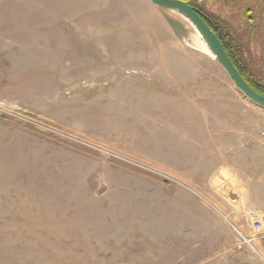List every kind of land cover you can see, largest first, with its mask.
<instances>
[{"label":"rangeland","instance_id":"374dc122","mask_svg":"<svg viewBox=\"0 0 264 264\" xmlns=\"http://www.w3.org/2000/svg\"><path fill=\"white\" fill-rule=\"evenodd\" d=\"M189 2L264 89V0ZM195 35L150 0H0V264H264V108Z\"/></svg>","mask_w":264,"mask_h":264},{"label":"water","instance_id":"95a60500","mask_svg":"<svg viewBox=\"0 0 264 264\" xmlns=\"http://www.w3.org/2000/svg\"><path fill=\"white\" fill-rule=\"evenodd\" d=\"M150 2L158 9L173 12L184 19L201 37L212 57L226 72L237 90L249 101L264 108V94L259 93L251 87L238 71L218 35L208 24V17L206 15L202 14L186 0H150Z\"/></svg>","mask_w":264,"mask_h":264},{"label":"built area","instance_id":"2783aa9c","mask_svg":"<svg viewBox=\"0 0 264 264\" xmlns=\"http://www.w3.org/2000/svg\"><path fill=\"white\" fill-rule=\"evenodd\" d=\"M60 132V131H57ZM62 134H64L63 132H60ZM92 148H95L99 151H102L101 149H99V147L93 146V145H89ZM132 164L138 168H141L143 170L149 171V172H153L154 173V169L146 164L140 163V162H136V161H132ZM165 180L169 181V182H174V183H178L181 186L187 187L185 184L179 182L173 175H169L167 173H159ZM230 225L232 226L233 230L235 231L236 235L238 236V242H237V247L241 248L242 246H244L245 244L249 245L250 248L252 250H256L255 247L253 246L250 238L246 237L243 232L237 227L235 226L233 223L230 222ZM251 227L253 229V231L258 235V237L260 239H262V237H264V212H260V213H256L252 216V224Z\"/></svg>","mask_w":264,"mask_h":264},{"label":"trees","instance_id":"16d2710c","mask_svg":"<svg viewBox=\"0 0 264 264\" xmlns=\"http://www.w3.org/2000/svg\"><path fill=\"white\" fill-rule=\"evenodd\" d=\"M208 24L211 26V28L214 30V32L218 35V37H219L220 41L222 42L227 54L229 55L230 59L232 60V62L234 63V65L236 66L238 71L241 73V75L245 78V80L249 83V85L251 87H253L259 93L264 94V89L261 86H258L257 82L254 81L251 77H249V75L245 71L244 62H242L243 59H242L241 55L234 48V44L232 43V41L227 38L226 32H223V31H225L224 28L219 29L215 25V22H213V21L210 22L209 19H208Z\"/></svg>","mask_w":264,"mask_h":264},{"label":"bare ground","instance_id":"6f19581e","mask_svg":"<svg viewBox=\"0 0 264 264\" xmlns=\"http://www.w3.org/2000/svg\"><path fill=\"white\" fill-rule=\"evenodd\" d=\"M193 44L204 53L211 55L209 49L206 47L205 43L200 36L195 35ZM212 56V55H211Z\"/></svg>","mask_w":264,"mask_h":264},{"label":"flooded vegetation","instance_id":"af4514ba","mask_svg":"<svg viewBox=\"0 0 264 264\" xmlns=\"http://www.w3.org/2000/svg\"><path fill=\"white\" fill-rule=\"evenodd\" d=\"M188 3H190L189 1L190 0H186ZM191 4V3H190ZM192 5H193V3H192ZM196 7V6H195ZM198 10H199V8L198 7H196ZM201 12V11H200ZM202 14H204V12H201ZM204 15H206V14H204ZM207 17H208V19H209V16L208 15H206Z\"/></svg>","mask_w":264,"mask_h":264},{"label":"crops","instance_id":"0c3cea01","mask_svg":"<svg viewBox=\"0 0 264 264\" xmlns=\"http://www.w3.org/2000/svg\"><path fill=\"white\" fill-rule=\"evenodd\" d=\"M262 249L264 250V237H262Z\"/></svg>","mask_w":264,"mask_h":264}]
</instances>
